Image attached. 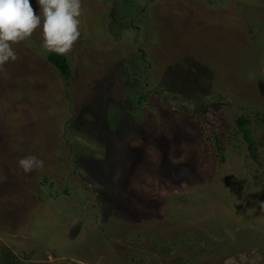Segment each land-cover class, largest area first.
Masks as SVG:
<instances>
[{
    "label": "rangeland",
    "instance_id": "rangeland-1",
    "mask_svg": "<svg viewBox=\"0 0 264 264\" xmlns=\"http://www.w3.org/2000/svg\"><path fill=\"white\" fill-rule=\"evenodd\" d=\"M82 4L69 80L42 28L0 73V251L264 264V131L257 157L234 132L245 106L264 110V0ZM29 155L43 166L26 173ZM169 237L180 241L160 257L152 240Z\"/></svg>",
    "mask_w": 264,
    "mask_h": 264
},
{
    "label": "clouds",
    "instance_id": "clouds-1",
    "mask_svg": "<svg viewBox=\"0 0 264 264\" xmlns=\"http://www.w3.org/2000/svg\"><path fill=\"white\" fill-rule=\"evenodd\" d=\"M39 13L31 0H0V73L4 65L18 59L13 45L30 38L42 28L43 47L49 52L69 55L79 41L82 0H37ZM26 173L43 166L35 155L19 160Z\"/></svg>",
    "mask_w": 264,
    "mask_h": 264
},
{
    "label": "trees",
    "instance_id": "trees-1",
    "mask_svg": "<svg viewBox=\"0 0 264 264\" xmlns=\"http://www.w3.org/2000/svg\"><path fill=\"white\" fill-rule=\"evenodd\" d=\"M47 60L57 69V71L64 77L65 80H69L71 78V66L68 60V57L66 55H60L55 52H48L47 54ZM207 95L204 94L201 95L200 103L202 107H207L208 104H205L204 99L206 100ZM200 106V105H199ZM244 112L240 114L236 118V129L235 133L241 134L245 142L247 143L250 153L252 156H256L257 153V147H258V140H256L254 136V128L257 130L264 131V110L262 109H256L253 110L251 107L245 106ZM215 147L217 148L219 153H222V141L221 139L216 136L215 137ZM257 157V156H256ZM226 158L224 155H222V161H224ZM176 237H169L165 238L164 241L153 239V243L155 248L157 249L158 253L160 254V257H164L166 254H168L171 250L174 249V243L180 241L179 239H175ZM109 239V238H108ZM167 240V241H166ZM215 251V252H214ZM219 250H213L212 252L218 253ZM212 252L210 255H212ZM209 257H206L207 261L210 259ZM191 260H180L178 264H201L199 262H190ZM211 262V261H210ZM0 264H37L35 262L29 261V258L21 259L19 258L10 248L4 247L1 248L0 251Z\"/></svg>",
    "mask_w": 264,
    "mask_h": 264
}]
</instances>
